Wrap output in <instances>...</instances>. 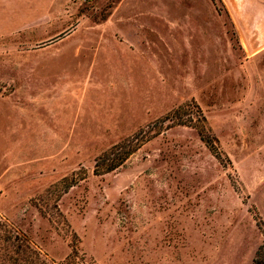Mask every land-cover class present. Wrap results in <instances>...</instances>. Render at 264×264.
Here are the masks:
<instances>
[{
	"label": "rangeland",
	"instance_id": "rangeland-1",
	"mask_svg": "<svg viewBox=\"0 0 264 264\" xmlns=\"http://www.w3.org/2000/svg\"><path fill=\"white\" fill-rule=\"evenodd\" d=\"M228 5L0 0V264H264V47Z\"/></svg>",
	"mask_w": 264,
	"mask_h": 264
},
{
	"label": "crops",
	"instance_id": "crops-1",
	"mask_svg": "<svg viewBox=\"0 0 264 264\" xmlns=\"http://www.w3.org/2000/svg\"><path fill=\"white\" fill-rule=\"evenodd\" d=\"M239 28L244 21L247 36L242 41L249 55L258 54L264 47V0H224ZM198 13V10L195 9ZM245 14V15H244ZM248 23V26L246 25Z\"/></svg>",
	"mask_w": 264,
	"mask_h": 264
},
{
	"label": "trees",
	"instance_id": "trees-1",
	"mask_svg": "<svg viewBox=\"0 0 264 264\" xmlns=\"http://www.w3.org/2000/svg\"><path fill=\"white\" fill-rule=\"evenodd\" d=\"M168 117H165V119ZM170 118L173 119L174 117L171 116ZM189 118L190 121L194 119L193 115H189ZM199 118L202 119V121L204 122L206 121L204 115L201 112L199 114ZM179 125L186 126L188 125V122L181 121ZM139 133L134 135L132 138L127 139L124 142L113 146L110 151L102 154L96 161L95 172L101 175L104 173H110L121 167L129 158V156L135 153L139 149V145H141V141L138 140L137 138ZM202 139L203 141H205L207 145L210 144L211 142L210 138L207 135H204L203 133H202Z\"/></svg>",
	"mask_w": 264,
	"mask_h": 264
},
{
	"label": "built area",
	"instance_id": "built-area-1",
	"mask_svg": "<svg viewBox=\"0 0 264 264\" xmlns=\"http://www.w3.org/2000/svg\"><path fill=\"white\" fill-rule=\"evenodd\" d=\"M89 3H93L95 0H87Z\"/></svg>",
	"mask_w": 264,
	"mask_h": 264
}]
</instances>
